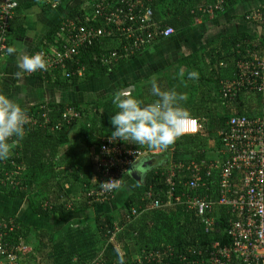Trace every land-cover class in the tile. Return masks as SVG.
<instances>
[{"label":"trees","instance_id":"1","mask_svg":"<svg viewBox=\"0 0 264 264\" xmlns=\"http://www.w3.org/2000/svg\"><path fill=\"white\" fill-rule=\"evenodd\" d=\"M42 1L46 5L45 10H53L66 0ZM218 1L152 0V7L155 19L173 27L175 33L171 37H175L191 31L198 20L209 22L212 14H223L234 5L251 0H224L222 10L210 12V7ZM260 1L262 3L249 13L264 11V1ZM87 12L88 9L81 4L73 7L63 18L79 16L85 24L105 25L99 17L89 16ZM86 17L90 19L86 20ZM59 25L60 21L45 35L44 45L40 47L42 50L50 52L59 48ZM14 28L11 21L9 35ZM115 38L83 47L79 54L69 59V70L76 65L75 62L85 66L83 78L63 79L56 72H50L47 78L78 84L108 76L138 54L114 61L110 66L103 64L101 56L104 52L114 48L122 50L123 45L119 46L118 41L115 43ZM150 46H144L139 53ZM254 54L264 55V38L258 33L248 30L218 32L216 36L209 37L195 54H182L175 65L160 68L117 89L150 102L154 99L150 94V81L156 78L162 88H174L187 97L182 106L200 121L202 128L197 134L182 135L164 150L114 141L122 149L145 151L148 159L156 157L159 162L150 168L141 183L133 180L135 189H129L119 209L113 213L107 207L117 202L116 195L121 185L113 197L103 203L90 202L89 194L99 189L103 182L98 166L100 147L109 141L112 130L110 116L116 111L111 101L117 90L87 103H46L30 108L29 111H33L34 117H38L42 124L25 126V138L13 147L9 159L0 161V192L26 200L29 209L41 217L98 209L93 220L95 226L69 223L61 230L49 232L29 226L17 216L0 214L3 242L12 248L31 247V264H91L97 260L99 264H119L117 250L123 255L125 264H137L133 259L138 256L143 258L144 264H149L145 257L150 253L155 258L151 264H212L210 253L214 250L213 244L219 243L223 248L231 246L233 241L228 235L229 229L233 222L241 221L243 217L231 206L218 203L221 168H211V165L222 163L228 157L223 133L227 131V121L231 116L264 118V93L251 90L248 84L239 85L237 96L231 100L224 96L222 87L228 80L240 81L236 63L243 59L251 60ZM191 56L193 58H189ZM191 71L198 72V79L187 78ZM69 107L80 112V118L70 123L64 116ZM43 113H47L49 122H45ZM83 150L88 155L82 156ZM157 150L160 153H156ZM195 166L199 168L201 181L193 190L186 188L185 182L194 173ZM170 169L175 170L176 194L186 191L193 196L206 195L213 202L208 215L214 218V224L209 232L205 231L201 217L185 201L168 203ZM11 172L18 174L8 179ZM127 172L122 181L128 178ZM239 174L235 171L230 181L242 192ZM154 200H160L163 205L151 208ZM133 208L140 214L133 221H128L126 214ZM1 222L8 223V226H1ZM117 227L122 229L112 239L110 234ZM229 264L242 263L233 258Z\"/></svg>","mask_w":264,"mask_h":264},{"label":"built area","instance_id":"2","mask_svg":"<svg viewBox=\"0 0 264 264\" xmlns=\"http://www.w3.org/2000/svg\"><path fill=\"white\" fill-rule=\"evenodd\" d=\"M223 1L219 0L211 6L210 12L222 10ZM18 6V0H0V60L4 55L3 50L7 48L10 22ZM82 7L88 9L87 15L99 17L105 25L85 24L79 16L75 19L68 17L61 19L59 48L51 49L50 52L39 51L46 58L47 69L37 72H56L63 79H70L73 76L83 78L85 66L75 62L76 65L69 70L67 65L69 59L79 54L83 47L102 42L103 39L113 40L116 37L115 43L118 41L119 46L122 44V50L118 51V48H114L101 56V62L110 66L112 62L128 59L139 53L144 46H150L175 33L173 27L155 19L152 0H87ZM249 18L264 27V11L256 10ZM89 19L86 17V20ZM236 67L241 79L228 80L223 84L222 91L225 97L234 99L240 88L239 85L245 84H248L251 90L264 93V55L254 54L251 60H239ZM42 116L45 122H49L47 113H43ZM64 116L70 123L77 117L80 118V112L74 107H69ZM28 118L25 126L42 124L38 117L28 115ZM201 128L200 121L193 118L190 130L184 135L197 134ZM223 142L228 157L222 163L211 165V168H221V196L218 203L231 206L239 212L243 220L233 222L229 229L228 235L233 241L231 246L223 248L219 243L213 244L214 250L210 253L212 264H229L233 258L238 259L242 264H264V118H250L239 114L231 116L227 121V131L223 133ZM114 143L109 140L101 145L98 166L103 175V182L114 180L113 183L120 186L125 172L146 153L137 149H122ZM198 170V166H195L194 173L185 182L186 188L194 190L199 187L201 177ZM235 171L240 173L242 192H239L230 181ZM168 177V203L185 201L188 207L201 217L205 231L209 232L214 224V218L208 215L212 210L213 202L206 195L193 196L186 191L176 194L174 169L168 171ZM116 189L109 191L102 186L97 190L94 189L89 194L90 202L103 203L109 197H113ZM162 205L160 200H154L150 207L157 208ZM139 214L140 212L133 208L126 214V218L128 221H133ZM1 226L6 228L8 223L1 222ZM121 229L122 227H117L114 233L110 232L112 239ZM2 236L3 234H0V264H21V258L29 250L28 247H9L3 242ZM145 259L149 264L155 260L153 253L147 255ZM133 261L144 264L141 256ZM91 264H99V262L97 260Z\"/></svg>","mask_w":264,"mask_h":264},{"label":"crops","instance_id":"3","mask_svg":"<svg viewBox=\"0 0 264 264\" xmlns=\"http://www.w3.org/2000/svg\"><path fill=\"white\" fill-rule=\"evenodd\" d=\"M19 6L14 14V30L9 35L8 46L15 45L18 53L33 54L42 50L44 37L48 31L55 26L73 7L83 5L87 0H66L59 7L53 10H45L42 0H18ZM264 1V0H263ZM260 0H251L241 4H236L223 14L215 16L209 22L198 20L195 27L183 35L171 37L166 40H159L148 47L145 51L138 53L137 56L127 61L122 68H118L110 73L107 78L103 77L88 83L74 84L72 82H58L54 79H48L50 72H36L22 74V79H17L15 73L19 71L17 62L19 56H5L0 60V93L8 95L17 100L27 109V114L34 117L33 111L36 105L46 103H87L100 98L106 94L112 93L125 84L134 82L139 78L146 77L149 73L155 72L165 66L176 64L180 55H192L198 51L204 43H207L209 37L216 36L218 32H235L239 30H248L252 33H258L264 38V27L259 26L252 21L249 16L250 11L257 8ZM160 52V53H157ZM193 58V56L189 57ZM144 67V68H143ZM130 69V72L141 69L144 73L136 75L135 78H126L123 74L124 69ZM136 68V70H135ZM148 72V73H145ZM36 126V125H34ZM136 161L128 169V178L126 177L117 191V201L122 203L129 189L134 190L135 185L131 173L134 172L142 177H146L152 166H155L159 159L147 158ZM20 167V166H19ZM17 172H11L8 179ZM18 174V173H17ZM141 180V181H142ZM135 181V180H134ZM125 183L127 193L121 195L122 185ZM133 188H132V187ZM124 187V188H125ZM115 197V199H116ZM117 203V202H116ZM94 220L97 209L92 208L88 211ZM0 214L4 216H17L25 224L44 229L49 232L58 231L66 227L69 223L85 222L90 216L86 217L84 212H66L59 213L49 217L38 218L59 220L61 225L54 230L41 228L30 222V219L37 216L28 207L26 200L18 197H11L0 192ZM90 220V219H89ZM92 220V221H93ZM92 224V222H89ZM126 223V222H125ZM27 253L21 258V264H31L29 260L31 247H28Z\"/></svg>","mask_w":264,"mask_h":264},{"label":"clouds","instance_id":"4","mask_svg":"<svg viewBox=\"0 0 264 264\" xmlns=\"http://www.w3.org/2000/svg\"><path fill=\"white\" fill-rule=\"evenodd\" d=\"M3 53L5 56L20 57L17 62L19 71L15 73L17 79H22V74L47 69L43 53H18L15 45L8 46ZM198 77L196 71L187 74L189 80H196ZM150 94L154 97L150 102H145L126 90H117L113 94L111 103L116 111L110 116L112 130L108 138L111 142L120 141L164 150L190 130L193 117L182 106V102L187 99L183 93H178L174 88L164 89L156 78H152ZM28 119L27 109L20 102L0 93V161L9 159L13 147L25 138ZM113 181L103 182L101 186L105 190H113L118 187ZM117 257L119 264H125L119 250Z\"/></svg>","mask_w":264,"mask_h":264},{"label":"rangeland","instance_id":"5","mask_svg":"<svg viewBox=\"0 0 264 264\" xmlns=\"http://www.w3.org/2000/svg\"><path fill=\"white\" fill-rule=\"evenodd\" d=\"M157 53H160V52H157ZM124 66V65H123ZM122 66V67H123ZM122 67H120V68H122ZM144 68V67H143ZM135 70H136V68H135ZM137 73H135L134 71H132V72H130V69L128 68V69H124V71H123V74H125L126 75V78H128V77H130L131 79H133V78H135V76L136 75H140V72L141 73H144V70H141V69H139V70H137L136 71ZM145 73H148V72H145ZM105 78H107V77H105ZM195 97V96H194ZM73 134V133H72ZM68 147H71V146H68ZM160 150H157L156 151V153H160L159 152ZM145 152V151H144ZM146 153V152H145ZM82 156H84V155H88V152L86 151V150H83L82 151V154H81ZM146 154H144V156H145ZM144 156H142L139 160L141 161V160H144L145 158H144ZM153 159H156V157L155 158H153ZM13 178V177H12ZM125 183H123V185H122V190H121V195L123 194V192H124V194H126L127 193V187H125ZM125 187V188H124ZM132 187V186H131ZM133 188V187H132ZM120 204L121 203H119V201H117V203H115L114 205H112L111 203L110 204H108V206L109 207H107V209H108V211L109 210H111L112 211V213L114 212V211H116V209L118 210L119 209V206H120ZM97 211H98V209H97ZM85 213V216L86 217H88V216H90L85 222H83V223H86V224H89V225H91V226H95V222H93L92 220V216L94 215V214H91V213H89V212H84ZM92 215V216H91ZM90 219V220H89ZM30 222L32 223V224H34V225H37V226H39V227H41V228H47V229H51V230H54V229H56V228H59V226L61 225V223L59 222V220H57V221H54V220H51V219H43V218H38V216H34V218H32V219H30ZM89 222H92V224H90ZM75 224H80V223H78V222H74ZM121 231V230H120Z\"/></svg>","mask_w":264,"mask_h":264},{"label":"water","instance_id":"6","mask_svg":"<svg viewBox=\"0 0 264 264\" xmlns=\"http://www.w3.org/2000/svg\"><path fill=\"white\" fill-rule=\"evenodd\" d=\"M132 178L137 182V183H141L142 177L134 172L131 173Z\"/></svg>","mask_w":264,"mask_h":264}]
</instances>
